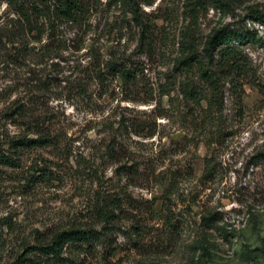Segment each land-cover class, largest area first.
Returning <instances> with one entry per match:
<instances>
[{
	"label": "rangeland",
	"instance_id": "obj_1",
	"mask_svg": "<svg viewBox=\"0 0 264 264\" xmlns=\"http://www.w3.org/2000/svg\"><path fill=\"white\" fill-rule=\"evenodd\" d=\"M79 1L83 19L64 30L83 48L50 71L65 81L45 101L65 147L26 149L18 168L0 166L8 244L29 241L33 229L84 223L96 199L118 196L132 205L124 209L138 233L121 221L116 254L96 259L97 247L87 264H264V160L255 158L264 150V25L255 18L264 0H224L222 11L211 0H135L136 19L124 0ZM221 24L243 36L234 45L246 65L241 88L220 84L215 107L194 66L177 63L188 41L199 47ZM91 47L123 58L132 76L94 78L83 68ZM111 139L124 150L116 161ZM34 162L47 176L31 184L23 177ZM207 212L220 218L205 228Z\"/></svg>",
	"mask_w": 264,
	"mask_h": 264
},
{
	"label": "trees",
	"instance_id": "obj_2",
	"mask_svg": "<svg viewBox=\"0 0 264 264\" xmlns=\"http://www.w3.org/2000/svg\"><path fill=\"white\" fill-rule=\"evenodd\" d=\"M124 1L129 6L131 18L136 19L135 0ZM1 4L4 6L0 9V166L18 168L26 149L52 147L63 150L65 147L59 128L54 127L52 119L46 116L45 101L49 98L50 88L65 81V77L53 76L50 71L58 66V61L67 64L64 54L71 55L83 48L76 43L74 36L65 35L64 27L72 28L79 23L85 9L79 0H0ZM211 4L221 11L224 10L222 6H226L224 0H211ZM255 18L264 25V16ZM137 23L142 26L140 21ZM143 36L141 30L139 41L146 43ZM242 39L236 30L221 24L205 36L199 47L192 41L186 43L184 57L177 64L185 68L194 66L207 87V104L220 106V84L228 85L233 94L241 88L246 64L234 44ZM89 50L83 55V58L88 57L83 68L85 71L90 69L87 72L93 73L97 80L103 75L118 76L121 81L132 76L123 58L113 54L102 57L97 49L91 47ZM73 80L77 83L74 86L84 92L81 84L84 78ZM194 92H191L192 97H196ZM186 93L190 95L188 91ZM9 126L16 132H11ZM112 139L107 149L115 158L120 154L116 161L123 157L124 150ZM255 158L264 160V150L256 153ZM123 166H120L122 170ZM30 168L32 172L23 177L27 183L34 184L47 176L45 168L36 162ZM208 172L206 159L203 175ZM124 204L132 207L127 199L118 196L96 199L86 222H72L43 231L33 229L28 234L30 240L18 247L8 244L3 236L5 227L0 224V264H87L90 254L97 252V247L96 259L105 261L116 254L119 244L114 231H121V221H129L133 232L138 233V222L128 217ZM219 218L212 212L199 217L205 228Z\"/></svg>",
	"mask_w": 264,
	"mask_h": 264
}]
</instances>
